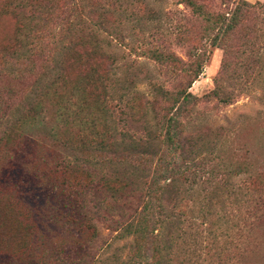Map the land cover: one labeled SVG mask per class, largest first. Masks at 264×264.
<instances>
[{
    "label": "rangeland",
    "instance_id": "1",
    "mask_svg": "<svg viewBox=\"0 0 264 264\" xmlns=\"http://www.w3.org/2000/svg\"><path fill=\"white\" fill-rule=\"evenodd\" d=\"M13 1L9 0L8 3V0H0V88L13 86L15 92L12 99L15 101L39 77L41 82L33 89V93L37 94L44 88V96L39 103L35 102L37 107L32 115H28L24 108L19 111L21 119L32 116L24 125L30 131H35L40 148L35 154L29 155L31 143L22 137L20 153L15 155L10 172L16 185V201L19 203L8 210L0 202V251L8 252L23 245L26 249H35L36 253L42 252L41 259L30 264H121L130 238H115L112 221H116L121 215L127 216L138 206L145 186L133 180H149L152 172L151 166L145 169L141 163L143 155H146V148L139 147L134 154L123 152L119 147L122 146L121 135L147 142L149 137H153L155 121L148 111L144 118L145 130L139 127L136 130L133 127H122L115 107L114 122L109 120L104 127L103 118L94 107L87 103L81 104L80 101H84L79 92L71 90L77 68L66 65L68 79L65 81L70 83L69 90H66V87H59L58 80L55 81L58 73L55 61L70 57L66 53V47L78 41V33H82L84 29L97 31L90 25L94 21L93 11L99 8L109 13L114 12L109 15L110 19L100 20L104 27L98 32L100 46L115 60L114 72L110 74L109 94L115 99L121 92L123 77L128 81L130 78L135 80L134 77L137 76L138 80L133 82L132 89L142 94L144 100H149V89L143 80L146 73L145 77L150 75L165 90H172L178 83L179 76H175L173 70L159 67L144 57L143 51L156 48L185 61L188 47L186 40L196 42L198 33H203V21L193 16L178 0H79L80 7L78 4L76 7L70 0ZM17 1L24 3L25 7L13 11V5ZM198 1L205 10L216 14L227 12L225 9L232 8L235 2L254 4L264 0ZM142 5L145 8L143 16ZM247 21L254 23V29L231 40L230 46L236 56L230 57L225 66L221 65L222 51L209 47L207 42L203 43L202 38L205 60L199 76L188 89L199 100L183 121V133L197 128L199 134L201 129L204 135L214 137L213 132L218 127H228L220 136L225 144V156L235 164L246 161L252 163L257 171L255 177L247 182L244 177L242 180L246 183L247 190L254 194V199L261 201L264 200V72H259V69L264 61V10L254 9ZM20 26L21 34H18ZM179 37H184L185 42L179 40ZM244 41L251 42L246 50L242 47ZM39 72L43 73L42 76ZM216 86L221 92L218 96L211 94ZM32 97L33 95L28 101ZM111 104L116 105V101L111 99ZM10 115L8 113L5 117ZM29 124L33 126L30 128ZM1 128L0 126V135ZM107 137L113 141L111 144L115 146L114 149H108L107 146L102 148ZM11 138L21 137H9ZM79 144L80 147L83 144V152L67 150L65 154L62 150L65 149L64 145L75 148ZM6 146L5 142H0V163L8 150ZM62 158L76 161L80 165L96 163L92 165L93 169L98 173L104 172L106 176L110 174L107 167L111 164L119 179L131 180L133 183L130 187L134 191L125 207L122 208L121 205L120 209L111 213L112 202L106 195L104 207L108 211L105 213L103 206L102 209H95L101 196L95 191L94 178L93 188L85 198L84 216L88 227L80 230L75 223L65 224L63 220L48 219L45 214L47 205L56 200L50 186L55 176H50L48 183L44 175L53 171V175H57L58 171L60 177L59 161ZM76 181H80L79 174H76ZM61 196L64 195H60L59 200ZM191 204L190 201L187 203L188 206ZM72 205L74 207L68 212L75 208V204ZM21 206L30 214L29 218L22 215ZM67 206L69 207L68 204ZM164 207L169 211V205ZM253 213L260 216L250 231L255 249L241 264H264V211L254 209ZM189 214L196 217L195 213ZM165 234L163 231V242L166 240ZM204 235L205 232H202V238ZM171 236V240H175V234ZM78 238L81 239L78 241ZM216 239L219 241L220 237ZM202 243L204 244L203 240ZM232 246L227 247L228 253L233 251ZM201 251L200 260L205 264L208 255ZM232 262L233 258H230L229 263Z\"/></svg>",
    "mask_w": 264,
    "mask_h": 264
},
{
    "label": "trees",
    "instance_id": "2",
    "mask_svg": "<svg viewBox=\"0 0 264 264\" xmlns=\"http://www.w3.org/2000/svg\"><path fill=\"white\" fill-rule=\"evenodd\" d=\"M70 1L77 7L79 0ZM178 3L187 7L193 16L203 21L204 25L203 33L201 35L198 33L199 38L195 43L186 40L188 45L185 51L186 60L183 61L170 52L156 48L144 50L142 53L159 67L171 69L175 76H179V81L172 90L163 89L150 75L145 77L146 73L143 80L149 89V100H144L142 94L132 89L133 82L138 80L137 76L134 77L135 80L130 78L128 81L124 76L121 92L115 99L111 98L110 74L114 72L115 60L100 46L98 32L104 27L100 20L110 19L109 15H113L114 12L109 13L99 8L92 12L94 21L90 23L97 31L84 29L82 33H78V41L66 47L68 51L66 53L70 57L55 61L58 73L54 79L59 81L60 88L66 87V90H69L70 83L65 81L67 78L65 67L75 66L77 70L71 90L79 92L85 102L80 101L81 104L87 103L94 107L97 114L103 118L104 127L107 121L114 122L115 107L118 109L117 113L120 115L118 119L122 127L126 126L128 129L133 127L135 130L139 127L145 130L144 118L148 111L152 113V120L155 121L153 137H149L147 142L121 135L122 146L119 147L123 152L134 154L139 147L146 148L147 152L143 155L141 163L143 168L148 169L151 166L152 169L149 180L145 178L140 181L133 180L145 186L138 206L127 216L121 215L116 221H112V230L116 232L115 238H130L128 250L121 264H203L200 260L201 250L208 255L205 264H241L255 249L250 231L260 216H255L253 210L264 211V200L254 199V194L247 190L246 183L242 180L244 177L247 182L255 177L257 171L250 161L235 164L227 160L223 137L220 136L228 127L220 126L213 132L214 137H208L201 129L199 134L197 128L183 133V121L199 100L191 95L188 89L203 67L206 56L203 43L207 42L209 47L219 48L222 51L221 65H227L230 57L236 56V52L230 46L231 40L254 29V23L248 22L247 17L254 9L264 10V1L254 4L235 2L232 8L225 9L227 12L216 14L205 10L198 0H178ZM78 5L81 6V1ZM20 7L25 5L17 1L12 10L16 11ZM141 9L143 16L145 11L143 5ZM21 27L18 28V34H21ZM179 40L185 42L184 37H179ZM243 43L244 50L251 44L250 41ZM258 63L260 65L259 60ZM263 63L259 69L261 73L264 72ZM39 74L42 76L43 73ZM40 79L37 77V81L29 86V90L15 101L12 99L15 92L13 86L0 88L2 111L0 142H5L8 148L4 153V160L0 163V202L8 210L19 203L16 201V185L10 177V172L15 155L20 153L22 137L31 143L28 148L31 151L29 155L35 154L39 147L35 131H30L24 125L32 116H24L21 119L19 111L24 108L28 115H32L37 107L35 102L39 103L44 96V88L37 94L33 93V89L41 82ZM45 90L48 92V87ZM211 94L218 96L221 92L216 86ZM111 99L116 101V105L111 104ZM8 113L11 114L10 117H5ZM29 126L31 128L33 125ZM16 136L21 138L9 139ZM104 140L107 141L101 145L102 148L105 146L108 149L115 148L110 138ZM100 141L101 139L98 142ZM82 145L80 147L79 144L75 148H71V144V147L64 145L65 149L62 150L65 154L67 150L83 152ZM63 158L59 161L60 177L58 171L57 175H53L55 171L44 175L48 183L50 176H55L50 186L56 200L47 205L45 214L48 219L63 220L65 224L75 223L80 230L88 227L87 218L84 216L85 198L93 188L94 178L95 191L101 196L95 209H102L103 206L106 210L104 207L106 195L112 202L111 213H115L114 211L121 205L122 208L125 207L127 199L134 191V188L130 187L133 183L131 180L119 179L111 164L107 167L110 174L106 176L104 172L98 173L93 169L92 165L96 163L80 165L76 161ZM76 174H79L80 181H76ZM60 195L64 196L59 200ZM189 201L192 204L188 206ZM72 203L75 204V208L68 212L74 207ZM164 205L170 206L169 211H166ZM22 208V215L25 214L29 218L30 214ZM64 209L66 210L63 211ZM189 213H195L196 217ZM187 214L190 215L188 219ZM262 215L264 216V213ZM163 231L166 232L164 242ZM202 232H205L203 238ZM171 234H175V240H171ZM216 237H220V240L217 241ZM79 239L81 238L77 240ZM230 245H233L231 247L233 251L228 253L227 247ZM40 253L42 252L36 253L33 248L26 249L23 245L8 252L0 251V264H30L41 259ZM230 258H233L232 263H229Z\"/></svg>",
    "mask_w": 264,
    "mask_h": 264
}]
</instances>
